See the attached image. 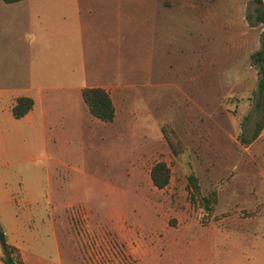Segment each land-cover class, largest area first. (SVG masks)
Listing matches in <instances>:
<instances>
[{
	"label": "rangeland",
	"instance_id": "rangeland-1",
	"mask_svg": "<svg viewBox=\"0 0 264 264\" xmlns=\"http://www.w3.org/2000/svg\"><path fill=\"white\" fill-rule=\"evenodd\" d=\"M261 3L0 0V74L15 73L0 89L41 87L54 113L22 137L0 119L2 144L17 148L15 199L26 169L20 145H31L39 172L49 174L53 214L38 197L20 204L29 214L19 235L40 264H264V128L241 142L258 118L250 54L264 29L255 21ZM9 64L15 70L3 69ZM86 82L109 92L115 117L80 111L68 126L69 86ZM159 160L170 169L163 188L150 178ZM190 171L202 195L216 191L211 212L191 199Z\"/></svg>",
	"mask_w": 264,
	"mask_h": 264
},
{
	"label": "crops",
	"instance_id": "crops-1",
	"mask_svg": "<svg viewBox=\"0 0 264 264\" xmlns=\"http://www.w3.org/2000/svg\"><path fill=\"white\" fill-rule=\"evenodd\" d=\"M3 69L5 71L9 69L15 70V66L13 64L4 65ZM14 74H8L5 72V75L0 74V79H3L6 76H13ZM33 79L34 75H31L29 78L30 84H34ZM86 86H93V84L91 82H86V84H83V86H69V90L75 89L76 92L66 102V108L64 110L65 112H63L64 116H62L67 118L66 124L68 126L74 127V121H78V119L81 117L80 111L86 112L87 110L86 104L81 97V89ZM42 91L43 89L41 87H37L35 85L34 88H32V86H28L23 89H11L6 85L4 88L0 89V119L3 117L8 119L9 124L14 126V133L17 137H22V134L25 136L32 135V133L37 128L38 117L41 120H45L46 116H50L51 118L53 117L54 113L49 112V109L52 108V104H45V102H43V96L41 94ZM19 96L30 97L34 100V103L32 108L24 116L15 118L12 114V106L15 103V99ZM51 125V119L50 121L46 120L45 124L43 123L42 125L46 145L48 133L47 126L51 127ZM6 129V122L2 123L0 120V224L4 231L7 243L19 249L23 264H26L30 260L32 261V264H40V260L38 259L34 248L31 249L29 245H26L25 242L20 238L19 234L22 230V223L26 221L27 215L29 214L28 210H20L23 207L33 205L35 203L34 198L38 197L40 198L41 203L46 205V213H50V215L53 214L51 201L48 200V197H50L49 174L46 170L44 171L45 173L43 170L39 172L35 158L32 159V146L28 144L20 145L18 149L25 155V158L20 162V166H25L26 169L24 174H22V171L18 172L20 178L22 179L21 182L24 183V189L23 192H21V201L18 202L15 199V194L11 191L9 185L14 174L13 166L17 164L12 160V158L16 155L15 151L17 148H15V146L12 144H2L1 140L5 133L4 130ZM33 151L36 152V145L33 148ZM30 185L38 187V189H40L39 193L34 195L30 190L26 191V188H30ZM44 197L47 198L46 203L43 202ZM46 222H48L51 227V235L56 241L57 250L59 252L54 219L52 216L50 218L47 216ZM1 256L2 249L0 245V264H3Z\"/></svg>",
	"mask_w": 264,
	"mask_h": 264
},
{
	"label": "trees",
	"instance_id": "trees-1",
	"mask_svg": "<svg viewBox=\"0 0 264 264\" xmlns=\"http://www.w3.org/2000/svg\"><path fill=\"white\" fill-rule=\"evenodd\" d=\"M5 3H13L21 0H2ZM260 2V1H259ZM255 21L264 26V3L255 8ZM250 62L256 68L258 79L256 88L252 95V106L258 114L254 123L253 130L249 136L242 135L241 142L249 144L254 140L264 128V29L260 36V44L257 50L250 54ZM81 97L86 104L88 112L95 118L103 122H111L115 117V106L109 92L102 86H86L81 89ZM34 100L27 96H19L15 99L12 106V114L15 118L24 116L33 106ZM167 142L173 153L178 154V148L175 147L171 138L167 137ZM150 178L152 184L157 188L165 187L170 179V169L168 164L159 160L155 162L150 169ZM188 189L193 202H197L204 210L211 212L216 203V191L211 190L206 195L201 194L198 177L193 171L187 174ZM4 236V231L0 224V236ZM3 264H23L21 254L18 248L7 243L1 246Z\"/></svg>",
	"mask_w": 264,
	"mask_h": 264
},
{
	"label": "water",
	"instance_id": "water-1",
	"mask_svg": "<svg viewBox=\"0 0 264 264\" xmlns=\"http://www.w3.org/2000/svg\"><path fill=\"white\" fill-rule=\"evenodd\" d=\"M5 244V237L2 235L0 236V245L3 246Z\"/></svg>",
	"mask_w": 264,
	"mask_h": 264
}]
</instances>
